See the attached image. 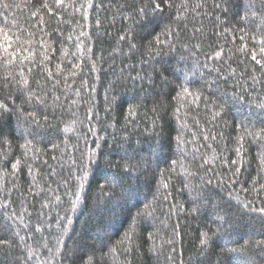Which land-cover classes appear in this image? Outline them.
Wrapping results in <instances>:
<instances>
[{"label": "trees", "instance_id": "obj_1", "mask_svg": "<svg viewBox=\"0 0 264 264\" xmlns=\"http://www.w3.org/2000/svg\"><path fill=\"white\" fill-rule=\"evenodd\" d=\"M5 25L33 55L0 60V264H264V0H0Z\"/></svg>", "mask_w": 264, "mask_h": 264}, {"label": "snow or ice", "instance_id": "obj_2", "mask_svg": "<svg viewBox=\"0 0 264 264\" xmlns=\"http://www.w3.org/2000/svg\"><path fill=\"white\" fill-rule=\"evenodd\" d=\"M56 2L59 5L63 2V0H56ZM46 6L47 5H45V7ZM5 7H7V5H5ZM10 33H11V30L6 25L3 27H0V60L3 61V66L5 68H8L11 65H13L16 62L18 56L20 57L19 62L23 64L25 60H29L30 58H32V55H33L31 52H29L27 55H22L21 48L16 46V42L19 40V37L15 36V33H11V34ZM121 39H124V37H121ZM133 47H135V45H133ZM44 59L47 60L46 55L44 56ZM252 59L255 60L257 64H261V61L256 59L255 56H253ZM73 67H76V65H73ZM57 69L59 70V65H57ZM51 75L52 73L49 72L50 77ZM25 83H27L26 80H25ZM187 91H188L187 89H184V92H187ZM261 107H264V105H261ZM16 166H17L16 164H13L12 168L15 169ZM101 189L103 190V185H101ZM261 211L264 212V209H262ZM203 235H204V238L201 239L200 243L202 245H205L207 243L208 237L206 233ZM126 237H127V234H126ZM3 243L4 241L0 240V244H3ZM229 251L230 252H242L243 248H232V249H229Z\"/></svg>", "mask_w": 264, "mask_h": 264}]
</instances>
